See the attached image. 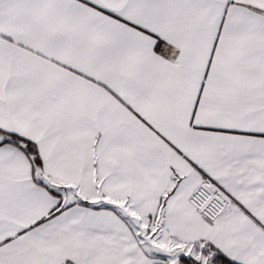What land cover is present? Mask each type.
<instances>
[{
    "label": "snow or ice",
    "instance_id": "6c2138e0",
    "mask_svg": "<svg viewBox=\"0 0 264 264\" xmlns=\"http://www.w3.org/2000/svg\"><path fill=\"white\" fill-rule=\"evenodd\" d=\"M0 264H264V0H0Z\"/></svg>",
    "mask_w": 264,
    "mask_h": 264
}]
</instances>
